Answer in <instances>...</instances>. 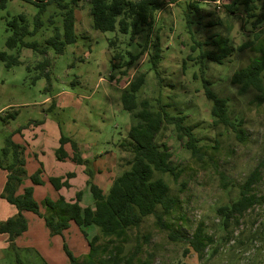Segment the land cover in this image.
I'll list each match as a JSON object with an SVG mask.
<instances>
[{
	"label": "rangeland",
	"instance_id": "1",
	"mask_svg": "<svg viewBox=\"0 0 264 264\" xmlns=\"http://www.w3.org/2000/svg\"><path fill=\"white\" fill-rule=\"evenodd\" d=\"M64 1L72 3V0ZM217 1L222 3L220 9ZM217 1L178 0L176 4H167L157 12L152 30H143L132 39L131 34H123L118 28L106 33L95 30L89 0H78L76 43L67 45L62 55L47 48L49 76L37 80L38 66L44 56L28 49L9 50L6 46L12 35L8 22L25 15L32 30L37 7L22 0H8L6 7L0 9V53L6 52L20 60L19 65L8 68L0 59V162L5 165L11 162L12 157L7 160L3 157V150L12 138L25 150L26 169L32 173L28 176L43 170L45 190H38L36 197L42 214H47L43 202L47 198L57 199L50 197L54 192L50 178L77 172L74 164L57 159L61 133L80 145V152L89 157L94 176L97 175L94 158L105 161L107 176L102 175L97 181L105 194L110 191L112 181L129 169L132 153L120 145L128 140L134 121L123 108L121 98L124 89L141 74L146 75V83L138 94V101L147 106L140 110L156 112L165 107L171 115L184 114L185 125L199 139L198 144L204 151L202 159L193 156L194 150L188 148L186 138L177 140L172 126H165L158 135L157 142L170 148L175 167L183 170L178 181L162 176L170 185L172 195L179 197L180 205L161 221L156 216L145 218L140 228L131 232L124 256L137 252L133 264H264V205L248 211L239 224L227 231L221 228L216 212L237 196L238 186L257 167L261 171L255 193L264 197V104L258 106L252 92L239 96L238 87L231 82L233 74L254 59L252 53H239L238 48L253 40L256 33L264 36V0H252L249 12L242 4L245 0ZM234 2L238 5L232 14L228 6ZM192 3H198L199 9L189 10ZM54 13H58L55 4L44 15L43 30L25 40L46 46V40L53 36L54 27L49 21ZM260 20L262 23H258ZM55 21L61 26L59 16ZM213 39H228L234 49L233 56L222 65L190 60L199 54L197 50L192 52L195 42ZM157 43L162 50L158 77L150 63ZM203 49L217 51L215 47ZM115 56L119 59L117 69L112 68ZM136 56L139 58L124 68V63ZM125 70L127 74L121 75ZM204 79L211 83L215 94L231 99L232 120H242V129L246 132L243 142L233 132L213 126L212 104L205 96ZM68 147L72 154L71 146ZM83 168L86 174V166ZM7 176L8 172L0 169V182L6 183ZM27 181L34 186L30 178ZM87 181L81 183L78 179L74 192H85ZM83 204H94L90 193ZM3 206L7 208L5 212ZM10 212L18 214L14 206L1 198L0 187V224L16 216ZM157 213L160 215V209ZM25 215L28 228L13 242L8 234L0 233V264H69L65 244L81 263L85 260L88 241L76 225L63 236H52L43 218L33 213L25 212ZM201 224L208 234L215 235L216 244L199 257L190 250L188 240ZM85 231L90 239L94 231L98 234L96 227ZM114 252L112 249L100 251L99 258L109 259Z\"/></svg>",
	"mask_w": 264,
	"mask_h": 264
},
{
	"label": "trees",
	"instance_id": "2",
	"mask_svg": "<svg viewBox=\"0 0 264 264\" xmlns=\"http://www.w3.org/2000/svg\"><path fill=\"white\" fill-rule=\"evenodd\" d=\"M33 4L38 9V14L34 20V28L29 27L28 19L25 15H19L8 22V28L12 35L7 39L6 46L9 50L28 49L34 54L44 56V60L39 64L40 74L36 80L42 76L48 77L47 72L50 61L45 58L47 48H51L56 54L62 55L67 45H73L77 41L76 35V12L75 6L78 0L72 3L64 0H22ZM217 1V0H210ZM252 0H245L243 5L246 11H250L249 4ZM8 0H0V9L6 7ZM178 0H89L93 18V27L100 32H113L117 28L123 34H131L132 39L143 30H152L155 24L156 14L167 4H176ZM56 5L57 15H50V25L53 28V36L46 40V46L37 42H27V37H35L45 27L44 15L50 6ZM237 2L228 6L230 13L237 11ZM199 4H189V10H198ZM59 16L61 26L56 25L55 18ZM187 21L191 24L190 16L187 14ZM264 20V19H263ZM263 20L258 21L262 23ZM111 45H114L112 42ZM147 46V45H146ZM203 47H215L217 51H207ZM154 54L150 63L156 71L158 77V65L161 61V48L159 44L154 45ZM199 51L194 60L197 63L211 61L222 65L225 60L233 56L234 49L228 39L207 40L204 43L195 42L192 52ZM248 51L254 55V59L245 67L237 70L231 79L233 85L238 87V95L247 96L249 93L255 94V102L258 106L264 104V36L256 33L253 40L244 43L238 48V52ZM139 57H133L132 61L124 63V68L131 66L132 62ZM191 58V57H189ZM0 59L6 62L11 68L20 64L18 57L10 56L6 52L0 53ZM119 60L117 56L113 58L112 68H120L116 65ZM123 71L121 75H126ZM196 78V77H195ZM146 83V75L141 74L131 81L122 94L123 108L128 111L133 119V124L128 132V140L122 142L120 147L132 153V159L128 161L129 169L124 171L112 183L110 191H104L94 183V174L89 159L84 160L78 144L70 137L61 133L59 149L56 156L59 161L70 160L78 166H86L85 171L88 176L87 186L94 199L93 207L83 208L81 202L83 192H77L72 201H67L60 196L57 200L47 198L43 206L47 208V214H42L39 203L34 198V188H24L19 194L20 188L29 178L34 186H42L43 170H38L31 177L28 176L24 148L16 144L12 138L6 142L3 150V157L7 160L12 157L11 162L6 165L0 162V169L7 171V182L4 186L1 198L18 210V214L7 222L0 224V233L8 234L9 240L13 242L15 238L24 233L28 228V221L24 216L25 212L33 213L44 219L47 228L52 236H63L71 225H76L82 230L84 237L88 241L89 252L85 260L81 263L65 244L64 250L69 258V264H133L136 253L129 257L124 256L125 248L129 245L131 232L140 228L144 219L156 216L159 221L170 216L180 205L178 196H173L171 187L162 177L168 175L178 181L183 170H178L173 162V155L170 148L160 145L157 142L158 135L165 126H172L178 141L188 140V148L194 150V157L203 158V147L199 146V139L194 134L192 128L185 125L186 115H171L165 107L159 111H148L143 113L140 107L147 104H140L138 94ZM205 96L212 104L211 116L215 128H225L228 133L236 134V139L244 141L246 132L242 129V120L234 118L231 109V99L223 98L215 94L211 88V83L203 80ZM171 107V105H166ZM238 122V123H237ZM70 145L72 155H69L65 147ZM217 145V142H216ZM217 149L216 146L212 147ZM260 167H257L242 184L238 186L237 196L227 205L217 209V216L221 219L223 231L229 230L233 225H237L240 219L255 207L264 205V197H259L255 193V187L260 181ZM156 172L158 174H156ZM75 178L74 173L67 174L66 177H52L50 183L59 192L62 189H70V180ZM161 213L158 215V210ZM264 224V223H263ZM89 227H96L98 234L89 238L85 231ZM215 235L207 233L205 225L201 224L194 232L192 238L188 240L190 250L202 257L205 250L216 244ZM102 241V245L98 243ZM114 250V256L109 259L99 258V252L103 250ZM190 252V251H189Z\"/></svg>",
	"mask_w": 264,
	"mask_h": 264
},
{
	"label": "crops",
	"instance_id": "3",
	"mask_svg": "<svg viewBox=\"0 0 264 264\" xmlns=\"http://www.w3.org/2000/svg\"><path fill=\"white\" fill-rule=\"evenodd\" d=\"M58 103V102H57ZM59 103H58V105H57V108L59 107ZM69 145H67L66 147H65V150L67 151V153L69 154V155H72L71 154V151H70V149H69V147H68ZM78 146H80V145H78ZM80 148V147H79ZM82 154V153H81ZM82 158L84 159V160H87V159H89V157L87 158V156H85V155H83L82 154ZM98 158L96 157V158H94V160H96L95 161V165H93V167H95V169H96V171H97V175H95V184L96 185H99L98 184V179L100 178V176H102V175H106L105 173V171H104V168H105V161L104 160H97ZM68 162H70V163H72V164H74L72 161H70V160H66V161H64L63 163H68ZM27 163H28V161H26V168H27ZM75 166H77V172H73L74 174H75V178H73V179H71L70 180V184H71V188L70 189H62V190H60L59 192H57L55 189H53L54 190V192L50 195V197L51 198H53V199H55L56 197H57V199L60 197V196H63V197H65L66 198V200L67 201H72V200H74L75 199V197H76V193L77 192H80V191H77V192H74V188H73V186L75 187V183H77L78 182V179H80V181H81V183H86V181H85V179H86V174L84 173V168H83V166H78V165H76V164H74ZM92 167V168H93ZM28 172V175H30V174H32V173H30L29 172V170L27 171ZM69 173H71V172H69ZM108 173V172H107ZM107 176V175H106ZM56 177H64L63 175H60V176H56ZM113 182V181H112ZM5 181H1L0 182V187H1V194H2V192H3V189H4V186H5ZM44 184H45V181H44ZM112 184V183H111ZM47 185V184H46ZM33 186V185H32ZM44 186V185H43ZM28 187H31V185L29 184V182L28 181H25V184L20 188V190H19V194H22L23 193V190H24V188H28ZM100 187V186H99ZM33 188H34V198H35V200H36V197L38 198V194H37V191L38 190H40L41 189V191H43V190H45V189H43V187L42 186H36V187H34L33 186ZM85 188V187H84ZM101 188V187H100ZM102 189V188H101ZM103 190V189H102ZM72 192V194H70ZM90 193V191H89V188H87V186H86V190H85V192H83V199H82V202H81V206L83 207V208H86V207H93L94 206V204H92V205H84L83 204V201L85 200V197L86 196H88V194ZM91 194V193H90ZM42 195H44V194H42ZM40 196V195H39ZM56 199V200H57ZM37 202L39 201V200H36ZM7 208L5 207V206H3V208H2V210H3V212H5V210H6ZM28 213V212H27ZM10 215H16V213H12V212H10ZM24 215H25V213H24ZM25 216H28L27 214L25 215ZM73 225H71V227H72ZM70 227V228H71ZM97 231H94V236L97 234L96 233Z\"/></svg>",
	"mask_w": 264,
	"mask_h": 264
},
{
	"label": "built area",
	"instance_id": "4",
	"mask_svg": "<svg viewBox=\"0 0 264 264\" xmlns=\"http://www.w3.org/2000/svg\"><path fill=\"white\" fill-rule=\"evenodd\" d=\"M216 5L218 6L219 9L222 7V3L220 1H217Z\"/></svg>",
	"mask_w": 264,
	"mask_h": 264
}]
</instances>
